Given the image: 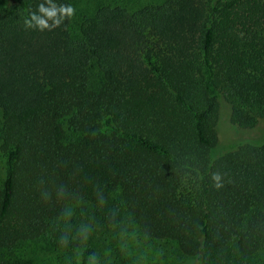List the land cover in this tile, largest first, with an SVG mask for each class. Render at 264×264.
<instances>
[{
    "label": "trees",
    "instance_id": "trees-1",
    "mask_svg": "<svg viewBox=\"0 0 264 264\" xmlns=\"http://www.w3.org/2000/svg\"><path fill=\"white\" fill-rule=\"evenodd\" d=\"M42 2L0 0V264H264V142L215 156L221 100L264 121V0Z\"/></svg>",
    "mask_w": 264,
    "mask_h": 264
},
{
    "label": "clouds",
    "instance_id": "clouds-1",
    "mask_svg": "<svg viewBox=\"0 0 264 264\" xmlns=\"http://www.w3.org/2000/svg\"><path fill=\"white\" fill-rule=\"evenodd\" d=\"M75 14V9L71 3H55V0H43L42 3L37 5L35 11H30L28 18L25 20V26L27 28H35L37 31L52 30L63 24L65 18H71ZM212 179L216 182L215 187H221L220 175L218 173L213 174ZM47 192V191H44ZM48 198L50 193L47 192ZM57 199H66V192L58 190L56 188ZM47 200V199H45ZM73 215V208L70 205H66L63 208L62 215L59 220L67 224V221ZM93 235L91 227L87 223H81L76 228V234L73 236V240H80L82 244H85ZM60 247L68 249V236L62 234ZM65 264H101V257L96 251L84 252L83 250L73 248L70 255L64 257Z\"/></svg>",
    "mask_w": 264,
    "mask_h": 264
},
{
    "label": "rangeland",
    "instance_id": "rangeland-1",
    "mask_svg": "<svg viewBox=\"0 0 264 264\" xmlns=\"http://www.w3.org/2000/svg\"><path fill=\"white\" fill-rule=\"evenodd\" d=\"M94 1L95 0H84L83 5H81V7L91 6L92 2ZM139 1L142 2L144 0H139ZM85 9L86 11L87 9L90 10L89 8H83L81 10H85ZM228 111L229 110L225 102L221 100L220 117H219L218 127H217L218 134H219V143H218L217 148L215 149V156H218L228 150H232L240 144H245V143L261 144L264 142V121L261 122L259 127L255 131H252L251 133L246 132V131H241L230 123ZM3 162H4V159L2 155L0 154V166L1 167H3ZM34 246L30 248V251L28 254L30 256H27V257L33 259V261L36 264L43 263L41 259L38 258L40 256L53 257V255L44 254L38 246L36 245ZM31 251L36 252L35 256L32 255ZM157 264H160V263H157Z\"/></svg>",
    "mask_w": 264,
    "mask_h": 264
}]
</instances>
